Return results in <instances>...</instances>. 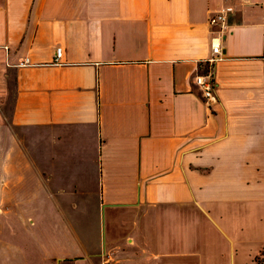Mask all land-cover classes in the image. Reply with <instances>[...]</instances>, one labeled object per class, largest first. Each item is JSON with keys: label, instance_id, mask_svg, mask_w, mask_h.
Here are the masks:
<instances>
[{"label": "crops", "instance_id": "crops-1", "mask_svg": "<svg viewBox=\"0 0 264 264\" xmlns=\"http://www.w3.org/2000/svg\"><path fill=\"white\" fill-rule=\"evenodd\" d=\"M0 209V264H251L264 0H0Z\"/></svg>", "mask_w": 264, "mask_h": 264}, {"label": "built area", "instance_id": "built-area-1", "mask_svg": "<svg viewBox=\"0 0 264 264\" xmlns=\"http://www.w3.org/2000/svg\"><path fill=\"white\" fill-rule=\"evenodd\" d=\"M231 8H223L219 13L209 19L210 24H222L225 20V14L230 12ZM212 54L206 60L200 63L203 66V72L197 73L193 77V83L197 86L206 102L216 99L214 84V65L221 56V48L218 39H213L211 43ZM61 56V48H57L55 52L54 62H57Z\"/></svg>", "mask_w": 264, "mask_h": 264}, {"label": "rangeland", "instance_id": "rangeland-1", "mask_svg": "<svg viewBox=\"0 0 264 264\" xmlns=\"http://www.w3.org/2000/svg\"><path fill=\"white\" fill-rule=\"evenodd\" d=\"M5 209H0V216H2L4 213H5ZM12 212H13V214H11V216H12V218L13 219H15V220H19L20 218H24V215H23V209H15V210H11ZM17 222H19V221H17ZM16 227L18 228V229H21V230H23V224H16ZM6 232L8 231V230H5ZM264 253V249L263 250H261L258 254H256L253 258H251V264H254V262H253V260H254V258L255 257H259L260 258V260H263V256L261 255V254H263Z\"/></svg>", "mask_w": 264, "mask_h": 264}, {"label": "trees", "instance_id": "trees-1", "mask_svg": "<svg viewBox=\"0 0 264 264\" xmlns=\"http://www.w3.org/2000/svg\"><path fill=\"white\" fill-rule=\"evenodd\" d=\"M261 255L263 256V260H260L259 257H255L253 260L254 264H264V253Z\"/></svg>", "mask_w": 264, "mask_h": 264}]
</instances>
